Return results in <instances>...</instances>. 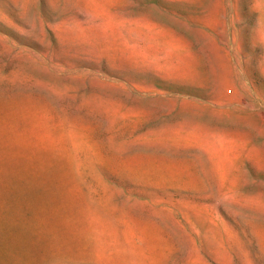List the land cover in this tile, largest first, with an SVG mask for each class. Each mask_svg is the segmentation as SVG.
Segmentation results:
<instances>
[{
  "label": "rangeland",
  "instance_id": "1",
  "mask_svg": "<svg viewBox=\"0 0 264 264\" xmlns=\"http://www.w3.org/2000/svg\"><path fill=\"white\" fill-rule=\"evenodd\" d=\"M0 264H264V0H0Z\"/></svg>",
  "mask_w": 264,
  "mask_h": 264
}]
</instances>
